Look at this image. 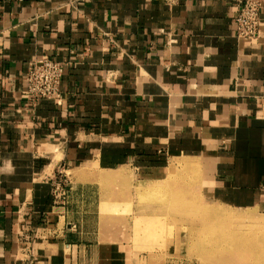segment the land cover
Segmentation results:
<instances>
[{
    "label": "crops",
    "instance_id": "1",
    "mask_svg": "<svg viewBox=\"0 0 264 264\" xmlns=\"http://www.w3.org/2000/svg\"><path fill=\"white\" fill-rule=\"evenodd\" d=\"M243 1L0 0V264H196L180 234L135 239L168 218L150 192L264 212V10L239 39ZM44 55L59 93L31 106Z\"/></svg>",
    "mask_w": 264,
    "mask_h": 264
},
{
    "label": "rangeland",
    "instance_id": "2",
    "mask_svg": "<svg viewBox=\"0 0 264 264\" xmlns=\"http://www.w3.org/2000/svg\"><path fill=\"white\" fill-rule=\"evenodd\" d=\"M188 181V175L182 176V183H187ZM143 198L149 200L156 199L161 205L160 209L167 212L165 216H168V218L166 222L150 225L134 223L133 235L135 239L139 236L142 237L138 242H150L154 245L158 244L157 246H164L166 242L164 238L168 234L175 232L176 234H180L181 248L188 253L186 257L193 259L196 264H264V255L256 256L250 253L248 255V253H244L242 250H237L240 246H247V243L251 242L249 238H254V236H259L258 243L264 245V239L261 236V232L264 231V212L246 209L235 210L215 206L214 204L201 201L196 193L183 190L180 192H150V194ZM208 211H213L214 213H219V211L221 213H242L248 214V218H254L246 219L247 221L240 224L231 220L224 221L225 219L219 218L214 214H207L206 212ZM173 215L175 220L172 219ZM257 219L259 223L254 224V221ZM228 231H232V234H229L232 237L230 239L226 235ZM234 235L238 236L239 241L234 238ZM239 236L248 237V239L241 241ZM174 242L177 243L178 241Z\"/></svg>",
    "mask_w": 264,
    "mask_h": 264
},
{
    "label": "built area",
    "instance_id": "3",
    "mask_svg": "<svg viewBox=\"0 0 264 264\" xmlns=\"http://www.w3.org/2000/svg\"><path fill=\"white\" fill-rule=\"evenodd\" d=\"M263 10L264 5L260 0L240 2L232 17L235 36L248 41L256 40L261 30ZM63 67V63L46 55L28 65L23 95L29 105L33 106L41 100H52L58 95ZM57 177L52 184L54 199L65 195L64 178L61 173Z\"/></svg>",
    "mask_w": 264,
    "mask_h": 264
},
{
    "label": "bare ground",
    "instance_id": "4",
    "mask_svg": "<svg viewBox=\"0 0 264 264\" xmlns=\"http://www.w3.org/2000/svg\"><path fill=\"white\" fill-rule=\"evenodd\" d=\"M108 201V200H107ZM208 210V209H207ZM206 210V211H207ZM214 210V209H213ZM207 214H210V215H212V214H214L215 216H218L219 218H222V219H225L224 221H226V220H231V221H234V222H236V223H242V222H245V221H247L246 219H253V218H248V214H233V213H231V212H223V213H221L220 211H219V213L218 212H216V213H218V214H216V213H214L213 211H208V212H206ZM250 215H252V214H250ZM251 221V220H250ZM254 221V220H253ZM260 221H261V219H260ZM233 222V223H234ZM255 223L254 224H258L259 223V220L257 219L256 221H254ZM238 226V225H237ZM256 226V225H255ZM257 227V226H256ZM258 228V227H257ZM256 228V229H257ZM231 230V229H230ZM262 233V239H264V231H262L261 232ZM232 234V231L230 232V231H228V234H226V235H223V236H226L228 239H230V238H232V237H230V235ZM251 235V234H250ZM253 235V234H252ZM247 236V235H246ZM225 237V238H226ZM251 237V236H250ZM258 237L259 236H254V238H249L250 240L249 241H251V242H248L247 243V246L246 245H244V246H246V247H242V246H240L237 250L238 251H240V250H242V252H244V253H248V255H249V253L250 254H254V255H264V245H262L261 243H258ZM224 238V239H225ZM234 238L237 240V241H239V239H238V236H236V235H234ZM233 238V239H234ZM239 238L241 239V241H245L246 239H248V237L246 238V237H244V236H239ZM244 238V239H243ZM227 240V239H226ZM240 241V242H241ZM249 245V246H248ZM235 246V245H234ZM252 256V255H251ZM256 256H254V257H256ZM261 257V256H260ZM264 257V256H263ZM253 258V257H252ZM260 259H262V258H260ZM259 260V259H258ZM251 261V260H250ZM256 261V260H255Z\"/></svg>",
    "mask_w": 264,
    "mask_h": 264
}]
</instances>
